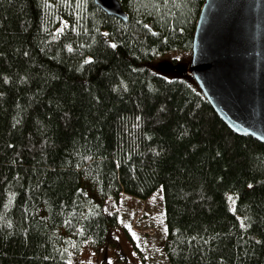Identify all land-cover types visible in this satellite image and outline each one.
<instances>
[{
    "label": "trees",
    "instance_id": "obj_1",
    "mask_svg": "<svg viewBox=\"0 0 264 264\" xmlns=\"http://www.w3.org/2000/svg\"><path fill=\"white\" fill-rule=\"evenodd\" d=\"M118 1L0 0V264H69L115 226L104 199L158 188L169 264H264V143L153 63L205 0Z\"/></svg>",
    "mask_w": 264,
    "mask_h": 264
},
{
    "label": "water",
    "instance_id": "obj_2",
    "mask_svg": "<svg viewBox=\"0 0 264 264\" xmlns=\"http://www.w3.org/2000/svg\"><path fill=\"white\" fill-rule=\"evenodd\" d=\"M126 20L118 0H93ZM195 28L190 75L225 125L264 143V0H205Z\"/></svg>",
    "mask_w": 264,
    "mask_h": 264
},
{
    "label": "rangeland",
    "instance_id": "obj_3",
    "mask_svg": "<svg viewBox=\"0 0 264 264\" xmlns=\"http://www.w3.org/2000/svg\"><path fill=\"white\" fill-rule=\"evenodd\" d=\"M191 53L174 51L158 55L154 64L175 60L187 66ZM168 79L181 77L178 72L163 71ZM103 213L117 218L115 226L109 227L104 245L93 247L84 244L79 252L72 245L67 247L69 264H169L164 252L167 226L161 188L146 200L127 194L109 197L102 201Z\"/></svg>",
    "mask_w": 264,
    "mask_h": 264
}]
</instances>
